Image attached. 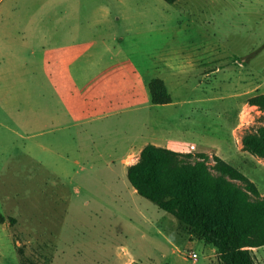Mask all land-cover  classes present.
Returning <instances> with one entry per match:
<instances>
[{"label":"rangeland","instance_id":"374dc122","mask_svg":"<svg viewBox=\"0 0 264 264\" xmlns=\"http://www.w3.org/2000/svg\"><path fill=\"white\" fill-rule=\"evenodd\" d=\"M76 1L0 0V50H4L0 63L28 53L16 43L25 35L42 61L45 34L62 28L65 20L59 18ZM79 1L80 16L86 19L83 29L90 20L120 28L138 18L170 17L169 38H160L153 29L133 39L112 40L116 46L131 42L150 50L160 41L175 42L177 47L210 43L213 61L205 65L200 63L207 56L198 53L133 52L129 58L145 79L167 77L176 103L150 105L148 85L136 80V98L125 104L133 109L120 114L133 124L124 129L142 135V140L164 135L186 146L194 142L197 150L189 152L187 161L205 160L208 171L216 175L212 157H221L240 169L264 196V157L245 151L242 143L247 131L264 125V112L248 103L257 93L256 85L264 91V0H242L238 7L236 0H215L226 1L228 13L224 21L211 23L206 18L213 0H193L191 7L170 9L160 0ZM175 19L182 25L177 35ZM204 31L205 39L200 33ZM112 56L116 63L123 60L118 54ZM127 88L109 87L107 94L127 96ZM45 101L41 98L11 115L0 110V213L4 216L0 264H222L213 245L139 195L121 168L102 159L111 141V103L107 118L50 130L47 109L61 106L56 101L47 108ZM226 179L244 188L242 181ZM250 199L258 197L250 193ZM251 249L256 262L264 264V245ZM191 251L198 253V259L189 257Z\"/></svg>","mask_w":264,"mask_h":264},{"label":"crops","instance_id":"0c3cea01","mask_svg":"<svg viewBox=\"0 0 264 264\" xmlns=\"http://www.w3.org/2000/svg\"><path fill=\"white\" fill-rule=\"evenodd\" d=\"M159 3H165L164 5L170 9L177 5L191 7L193 0H175L173 2L160 0ZM226 3V1L213 0L209 5L212 10L207 12L206 21L208 23L217 19L224 21L228 13L224 9L227 6ZM234 3L238 7L242 6L243 2L236 0ZM70 7H72L71 10ZM80 7L81 1L79 0L74 5H67L65 14L59 18L65 20L62 28L59 31H49L45 34V41L42 44V61L36 57V46L27 35L18 39L16 43L26 47L29 51L27 54L0 63V110L6 115H11L20 112L41 98L46 100L47 108L53 107V104L58 101L61 107L54 111L47 109L48 112H46L52 121L51 130L82 125L86 120L107 118L110 114L108 104L111 103V141L108 144V152L101 154V157L111 163V167L121 168L122 175H127L128 166L138 161L142 149L149 143L181 153L191 152L190 145L195 144L194 142H190L186 146L181 144L178 138L164 135H154L149 139L142 140V135L134 136L124 129L133 124L130 118L120 114L133 109L132 106L125 104L126 101L136 98V80L147 86L149 81L155 78L145 79L138 72V66L132 62L129 56L135 54L133 52L138 54L154 53L162 56L181 52L198 53L207 56L202 58L200 63V65H205L213 61L210 59L213 54L210 43L206 44L205 41H200L197 44L191 43L185 47H177L175 42H167L164 45L160 41L150 50L146 46L143 49L134 47L131 42L128 43L129 46L128 44L116 46L111 43L112 40L133 39L142 36V32L153 29L160 38H169L168 33L171 28L167 27L166 23L170 21V17H160L157 20L138 18L125 22L120 28L113 24L111 26V23L105 25L100 21L90 20L87 21V25L83 29L86 19L80 16ZM63 12L61 10V14ZM235 12L238 13V11ZM189 17L192 16L189 15ZM193 18H191V23L194 22ZM30 19L32 17L28 18V22ZM1 20L0 18V22ZM148 22L150 27L146 26ZM173 22L175 25H179L176 27L177 35L182 30V25L178 23L177 19ZM95 31H103L104 35L95 36ZM200 33L204 38L205 31ZM174 39L175 37L172 38V40ZM113 54L123 56V60L116 63V59L111 57ZM116 65H119L118 69ZM167 66L173 71H177V67L173 64L168 63ZM117 70H119L118 75ZM173 71L172 74H174ZM157 78H161L165 82L171 94L167 77L160 75ZM117 85L128 87V95H118L112 91L111 95L107 94L109 87ZM259 88V84L255 86L257 93H260ZM171 98V102L163 104L151 102L150 105L170 107L176 103L172 94ZM195 146L197 150V145L195 144Z\"/></svg>","mask_w":264,"mask_h":264},{"label":"trees","instance_id":"16d2710c","mask_svg":"<svg viewBox=\"0 0 264 264\" xmlns=\"http://www.w3.org/2000/svg\"><path fill=\"white\" fill-rule=\"evenodd\" d=\"M148 87L152 103L172 101L161 78H152ZM248 103L264 112V92L250 96ZM242 143L245 151L264 157V125L247 131ZM190 157L149 143L138 161L128 166L127 178L139 195L213 245L222 264H259L251 248L264 245V196L240 169L221 157L215 158L216 175L208 171L205 160L187 161ZM226 177L242 181L244 188ZM250 193L258 199L251 200Z\"/></svg>","mask_w":264,"mask_h":264},{"label":"built area","instance_id":"2783aa9c","mask_svg":"<svg viewBox=\"0 0 264 264\" xmlns=\"http://www.w3.org/2000/svg\"><path fill=\"white\" fill-rule=\"evenodd\" d=\"M190 148H191V150H194V149L196 148L195 144H191V145H190ZM212 158H213V160L215 161V158H214V157H212ZM189 257H190L191 259H193V260L198 259V253L195 252V251H191V252L189 253Z\"/></svg>","mask_w":264,"mask_h":264}]
</instances>
